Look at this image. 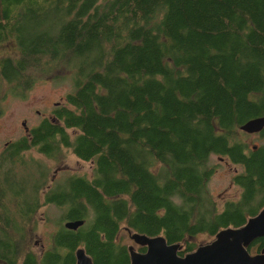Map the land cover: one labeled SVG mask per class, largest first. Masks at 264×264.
<instances>
[{"label":"trees","instance_id":"1","mask_svg":"<svg viewBox=\"0 0 264 264\" xmlns=\"http://www.w3.org/2000/svg\"><path fill=\"white\" fill-rule=\"evenodd\" d=\"M9 43L18 54L0 58V94L4 84L25 96L60 66L74 89L31 142L0 155V264H77L78 248L93 264H129L122 227L185 255L199 234L213 239L264 208V143L240 138L264 117V0H0ZM33 145L49 157L66 146L94 174L49 186V166L22 153ZM213 155L241 167L240 196L221 208L208 190ZM44 203L84 224L57 221L35 253L26 233ZM263 248L261 237L250 250Z\"/></svg>","mask_w":264,"mask_h":264},{"label":"rangeland","instance_id":"2","mask_svg":"<svg viewBox=\"0 0 264 264\" xmlns=\"http://www.w3.org/2000/svg\"><path fill=\"white\" fill-rule=\"evenodd\" d=\"M17 54L18 51L13 43L0 46V58ZM7 88L3 84L0 94V149L6 142L25 134L22 124L24 121L29 127H35L44 118L51 117L52 109L56 108L57 103H65L66 95L73 91L74 84L70 69L60 66L49 77L38 80L26 92L25 96H16L11 92L4 93ZM37 110L39 111L37 112ZM69 132H73V130H69ZM240 138L250 148L253 145L264 143V138L260 134H247L243 131ZM24 153L26 157H34L49 166L50 172L47 180L49 186H54L69 176L91 178L94 174L92 160H81L71 150L62 148L60 151H54L55 157H49L35 150L32 153L30 150L24 151ZM210 164H214L215 171L208 181V190L221 208L227 200H236L240 196L241 189L234 183V176L237 169L240 171L241 167L232 163L228 158L216 155L211 157ZM63 215L64 210L56 204L44 203L37 211L35 221L27 229L26 249L35 253H41L47 249L52 244L53 234L58 228L56 222L59 220L65 222L61 219ZM118 239L128 246L134 244L136 249L139 247L131 238V232L126 227H122ZM211 239L206 234H199L196 237V240L202 244Z\"/></svg>","mask_w":264,"mask_h":264},{"label":"water","instance_id":"3","mask_svg":"<svg viewBox=\"0 0 264 264\" xmlns=\"http://www.w3.org/2000/svg\"><path fill=\"white\" fill-rule=\"evenodd\" d=\"M241 130L248 134H258L264 130V117L247 121ZM256 148V146H255ZM83 220L68 221L65 226L76 230ZM264 237V208L240 227L221 229L209 242L200 244L194 251L179 254L181 243H169L165 236H150L131 232V238L145 251L128 246L129 264H264V248L252 253L250 247L258 238ZM77 264H93L91 256L84 248L76 250Z\"/></svg>","mask_w":264,"mask_h":264},{"label":"flooded vegetation","instance_id":"4","mask_svg":"<svg viewBox=\"0 0 264 264\" xmlns=\"http://www.w3.org/2000/svg\"><path fill=\"white\" fill-rule=\"evenodd\" d=\"M60 105H62L61 103H57V105H56V107L57 106H60ZM56 108H53L52 109V113L54 112V110H55ZM39 110H37V112H38ZM52 115V114H51ZM54 115V114H53ZM53 115L51 116V117H53ZM42 123V120H41V122L38 124V125H40ZM23 126H24V130H25V134H23V135H21L20 137H18V138H16V139H14V140H11V141H8V142H6L4 145H3V147L0 149V155H2V154H5V153H9L12 149H13V145H15V143H17V142H19L21 139H23L24 137H27L29 140H30V142L33 140V138L31 137L32 135H30L31 134V130L34 128L33 126H28L27 125V122L26 121H24L23 123ZM51 124H56V125H59V127H61L62 126V123L61 122H57V121H51ZM37 125V126H38ZM36 127V126H35ZM71 134L73 135V136H76L77 135V132L76 131H73V132H71ZM259 134V133H258ZM15 138V137H14ZM13 139V138H12ZM255 146H256V148H257V146L258 145H253L252 146V148H255ZM60 147H61V149L63 148V149H65V150H69V148L68 147H66V146H62V145H60ZM251 148V149H252ZM27 150H30V152L32 153V151L33 150H35V151H39V145H33V146H31V147H29V148H27V149H25V150H22V153L23 154H25L24 153V151H27ZM42 153V152H41ZM26 155V154H25ZM28 156V155H27ZM91 161V160H90ZM93 162V161H92ZM58 171V170H57ZM69 177H71V176H69ZM69 220H65V222H64V224H66V222H68ZM138 249H139V247H138Z\"/></svg>","mask_w":264,"mask_h":264}]
</instances>
